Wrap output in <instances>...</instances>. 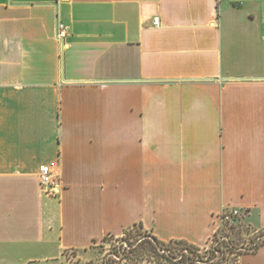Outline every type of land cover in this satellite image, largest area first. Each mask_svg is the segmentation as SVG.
Masks as SVG:
<instances>
[{
  "label": "crops",
  "instance_id": "1",
  "mask_svg": "<svg viewBox=\"0 0 264 264\" xmlns=\"http://www.w3.org/2000/svg\"><path fill=\"white\" fill-rule=\"evenodd\" d=\"M225 208L264 229V0H0V264L204 248Z\"/></svg>",
  "mask_w": 264,
  "mask_h": 264
},
{
  "label": "trees",
  "instance_id": "2",
  "mask_svg": "<svg viewBox=\"0 0 264 264\" xmlns=\"http://www.w3.org/2000/svg\"><path fill=\"white\" fill-rule=\"evenodd\" d=\"M243 235L240 228L231 226L222 235L215 234L209 246L200 248L186 241L162 242L139 225L121 237L107 236L101 242L117 240L118 251L111 258L125 264H229L230 260L239 264L242 255L264 246V229L256 230L252 237Z\"/></svg>",
  "mask_w": 264,
  "mask_h": 264
},
{
  "label": "built area",
  "instance_id": "3",
  "mask_svg": "<svg viewBox=\"0 0 264 264\" xmlns=\"http://www.w3.org/2000/svg\"><path fill=\"white\" fill-rule=\"evenodd\" d=\"M155 27H159V20L153 22ZM69 28L61 26L58 30L57 37L63 41L67 36ZM39 182L43 192L50 197H56L62 189V179L58 171V164L42 165L39 168ZM242 218V213L238 209L225 208L219 215V225L215 234L222 235L223 231L231 226H235Z\"/></svg>",
  "mask_w": 264,
  "mask_h": 264
},
{
  "label": "rangeland",
  "instance_id": "4",
  "mask_svg": "<svg viewBox=\"0 0 264 264\" xmlns=\"http://www.w3.org/2000/svg\"><path fill=\"white\" fill-rule=\"evenodd\" d=\"M235 227L240 228L243 231L244 237H252V234L256 231L255 229L247 226L242 219L237 222ZM118 241L112 240L107 243H98L92 249L88 251V253H81V254H73L70 253L68 255L69 261L71 264H107L109 261L110 263L117 262L116 260H112L111 257L115 255L114 252L118 251ZM78 256L84 257V261ZM232 257V256H231ZM114 258V257H113ZM232 259V258H230ZM80 262V263H79ZM234 261L230 260L229 264H233ZM118 264H125V262H117ZM127 264V263H126Z\"/></svg>",
  "mask_w": 264,
  "mask_h": 264
}]
</instances>
